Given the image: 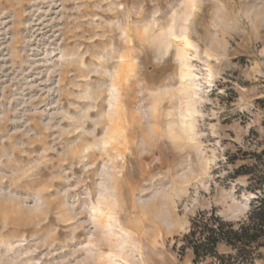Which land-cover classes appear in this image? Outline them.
I'll use <instances>...</instances> for the list:
<instances>
[{
	"label": "rangeland",
	"instance_id": "374dc122",
	"mask_svg": "<svg viewBox=\"0 0 264 264\" xmlns=\"http://www.w3.org/2000/svg\"><path fill=\"white\" fill-rule=\"evenodd\" d=\"M258 98L264 0H0V264H192Z\"/></svg>",
	"mask_w": 264,
	"mask_h": 264
},
{
	"label": "trees",
	"instance_id": "16d2710c",
	"mask_svg": "<svg viewBox=\"0 0 264 264\" xmlns=\"http://www.w3.org/2000/svg\"><path fill=\"white\" fill-rule=\"evenodd\" d=\"M263 111L264 99L255 101ZM264 126V118H263ZM248 147L227 154L230 177H245L246 189L257 195L243 220L224 218L216 208L198 210L183 235V248L192 252V264H255L264 247V133L251 131Z\"/></svg>",
	"mask_w": 264,
	"mask_h": 264
}]
</instances>
